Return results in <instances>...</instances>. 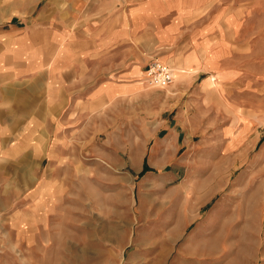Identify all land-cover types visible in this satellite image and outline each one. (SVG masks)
Returning <instances> with one entry per match:
<instances>
[{"label": "rangeland", "instance_id": "rangeland-1", "mask_svg": "<svg viewBox=\"0 0 264 264\" xmlns=\"http://www.w3.org/2000/svg\"><path fill=\"white\" fill-rule=\"evenodd\" d=\"M206 23L231 37L222 57L237 69L231 82L193 96L183 89L171 112L166 85L139 90L100 106L80 130L51 137L61 144L40 152L39 167L26 154L23 167L0 158V264H128L139 209L159 217L171 192L187 193L196 219L215 209L216 264H264V0H206L182 25ZM159 50L148 62L168 63L175 76L187 67ZM213 64L210 85L227 73ZM176 112V125L166 124ZM193 223L174 250L191 245ZM144 236L155 249L163 241ZM171 260L143 264H193Z\"/></svg>", "mask_w": 264, "mask_h": 264}, {"label": "crops", "instance_id": "crops-1", "mask_svg": "<svg viewBox=\"0 0 264 264\" xmlns=\"http://www.w3.org/2000/svg\"><path fill=\"white\" fill-rule=\"evenodd\" d=\"M205 1L0 0V158L23 167L26 154L31 166L39 167L40 152L61 144L51 137L80 130L100 106L160 87L145 78L146 54L155 49L160 58L187 63L166 85L175 99L166 103L170 112L183 89H191L193 96L231 82L237 69L222 58L231 37H218L208 23L182 25ZM213 63L227 73L210 85L206 79L217 70ZM180 116L176 112L163 120L176 125ZM175 197L174 192L162 197L159 217L147 218L148 212L139 209L143 223L128 264L167 263L171 256V263L216 264L220 254L210 244L215 209L196 219L187 193ZM192 222L191 245L174 250L173 241ZM144 231L161 233L158 248L147 246L145 239L155 236L146 237Z\"/></svg>", "mask_w": 264, "mask_h": 264}, {"label": "built area", "instance_id": "built-area-1", "mask_svg": "<svg viewBox=\"0 0 264 264\" xmlns=\"http://www.w3.org/2000/svg\"><path fill=\"white\" fill-rule=\"evenodd\" d=\"M145 75L150 83L167 85L173 80V68L159 59H152L146 65Z\"/></svg>", "mask_w": 264, "mask_h": 264}, {"label": "bare ground", "instance_id": "bare-ground-1", "mask_svg": "<svg viewBox=\"0 0 264 264\" xmlns=\"http://www.w3.org/2000/svg\"><path fill=\"white\" fill-rule=\"evenodd\" d=\"M176 76H175V74L173 73V78H175ZM145 78H146V75H145ZM153 84V83H152ZM155 85H157V84H155Z\"/></svg>", "mask_w": 264, "mask_h": 264}]
</instances>
